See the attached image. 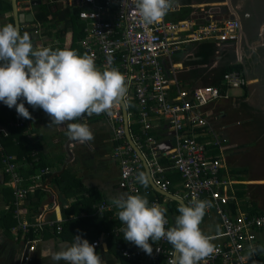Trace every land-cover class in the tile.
<instances>
[{"label":"crops","instance_id":"obj_1","mask_svg":"<svg viewBox=\"0 0 264 264\" xmlns=\"http://www.w3.org/2000/svg\"><path fill=\"white\" fill-rule=\"evenodd\" d=\"M64 1L68 3L64 4L63 0L41 1L40 4H45L49 10V15L43 22L40 21L39 12L34 11V6L29 9L28 12L33 15L32 26L38 27L37 47L69 48L83 55L78 38L81 33L84 34L85 22L79 18L78 13L82 8L90 9V6ZM231 4L233 6H230ZM3 6L11 7V0L3 2ZM9 12L12 16V11ZM231 14L239 19V34H242V38L233 46L227 42L217 43L215 38L209 37L185 41L171 54V61L175 79L182 88L218 86L219 83L226 85L222 75L231 71H237L247 79L246 84L229 89L227 99L218 100L209 106L213 127L217 129L220 137H224L225 129L234 127L232 133L225 135L231 138L233 146L240 148L244 143L243 149L240 148L241 153L226 156L227 165L238 169L248 168L244 162L252 161L254 158H249L252 154H259L256 150L257 141L250 139L239 142L238 134L244 132L245 136L246 133H254L256 137H264V0H174L173 7L163 19L178 24L180 37L188 39L190 36H197L200 27L219 23L230 18ZM3 15L0 13V22ZM175 93L171 86L169 96L173 97ZM133 102L134 100L129 101V112L132 116L128 126L134 142L135 137L140 134L142 122ZM118 103L121 106L120 102ZM25 106L33 119L20 117L15 107L9 108L0 103V139L3 138L6 149L15 155L20 152L29 153L30 159H27L25 154L22 155V176L30 178L34 174L36 164H44L51 171L44 179H40V185L27 193L18 206L19 219L28 224L27 230H23L19 237L12 232L10 237H7L5 234L10 233L7 227L13 222L12 214L14 215L15 211L6 215V218L4 216L9 209L16 207L11 188L5 183L0 163V243L5 246L3 251L0 250V264H52L50 259L41 258V250H59L61 244L73 242L74 235L77 234L88 240L98 241L96 251L102 257V264H165V257L154 249L161 240L153 244V253L150 256L123 239L121 229L124 225L118 218V210L110 201V197L120 193L128 194L126 189L119 187L118 160L113 153L115 143L123 141H115L114 132L104 119V114H93L90 117L85 114L75 121L87 122L94 134L92 141L81 144L66 135V123L48 127L50 118L42 109H33L26 101ZM20 118L25 124L18 127L15 122ZM148 119L151 127L147 134L158 142L169 141L172 134L164 120L156 114H150ZM131 124L136 129L134 132L131 131ZM123 129L124 141L131 147L125 135L124 122ZM200 130L188 127L183 129L188 135ZM197 138L201 142L209 143L211 135H198ZM209 146L212 151L214 147L219 150L210 143ZM137 148L141 154L145 152V147ZM131 149L133 150L132 147ZM33 153L36 155L33 156ZM158 160L164 167L163 178L169 180L168 189L164 192L171 195L158 192L151 184L146 188L140 184L139 194L146 196L149 204L157 203L167 209L166 217L171 227L175 225L180 205L173 197L185 202L181 198L182 181L180 174L171 167L168 157L160 155ZM229 167L226 172L231 174ZM141 171H145L143 163ZM55 179L60 183L54 182ZM245 198L248 199L249 196ZM97 204L102 205L104 209L95 208ZM258 207L264 209V203L259 201ZM238 209V213L243 210L240 207ZM257 214L264 215V212ZM215 215V211L211 210L206 211L204 217L213 218ZM38 217L43 219L44 226L49 227L48 229H35L34 224ZM15 221L17 223L18 220ZM58 223L61 225L59 232L56 228ZM214 224L216 222L212 219L210 224L206 223L205 229L213 230ZM214 236L220 241L223 240L219 233ZM257 240L260 246L264 244V228L257 231ZM168 246L172 247L170 243ZM25 256H28V259ZM252 260L258 264L256 258L249 257V261ZM59 264L65 262L60 261Z\"/></svg>","mask_w":264,"mask_h":264},{"label":"built area","instance_id":"obj_2","mask_svg":"<svg viewBox=\"0 0 264 264\" xmlns=\"http://www.w3.org/2000/svg\"><path fill=\"white\" fill-rule=\"evenodd\" d=\"M69 1L80 3L81 6H90V9L82 8L78 13L79 18L85 22L84 34L78 40L83 53L92 56L99 69L118 68L126 76V81L130 82L125 98L127 103L125 101L123 103L130 123L132 113L129 112V101L134 100V108L142 122L140 134L135 137L134 142L139 147H145L142 155L149 168L152 182L160 190L168 189L169 180L163 178L164 167L158 160L160 155H165L170 160L171 167L180 174L181 198L185 203L188 204L193 198L207 199L212 204L207 211L212 210L219 215L222 226L220 235L223 240L215 245L217 252L209 260V264H251L248 252L244 251L250 244L254 245L255 229L264 228V215L249 217L247 213L239 212L238 217H232L227 213L224 207L234 196L228 195L226 189L229 186L232 189L234 183L231 185V181L226 176L222 155L212 156L208 154L207 149L210 143L213 146L217 145L220 151L221 141L225 140L213 127L209 106L218 100L227 99L228 90L246 84L247 79L239 72L231 71L222 75L227 87L224 91L215 85H200L185 89L175 79L171 61V54L179 48L180 43L185 41L209 37L215 38L217 43H235L239 37V21L225 19L219 23H212L200 27L197 36L185 39L178 34L180 30L178 24L165 21L163 18L153 24L142 22L136 7L137 0ZM63 2L68 3L64 0ZM166 68L169 69V74L166 73ZM171 86L176 92L173 97L169 96ZM103 114L114 132L115 141H123L115 143L113 148L114 156L118 160L119 187L126 189L128 194H139L140 183L135 177L141 171L142 162L124 141V118L121 106L119 103H114L110 114ZM150 114L164 118V123L172 134L170 148L166 147L167 141L158 142L147 134L151 127L148 119ZM23 124V119L15 122L18 127ZM185 127L201 130L188 135L183 131ZM198 135H211L210 142H201L197 138ZM0 156L5 173L11 176V180L6 184L14 189L16 207L14 215L21 228L27 230L28 224L19 219L18 206L27 193L34 191L40 185L42 174L50 173L51 170L47 168L32 176L30 183L23 187V179L17 174L11 162L12 156L6 152H2ZM221 169H224V173H221ZM98 206L95 208L104 209L102 205ZM44 225L45 222L41 217H38L34 224L39 229H43ZM56 226L59 232L61 225L58 223ZM165 227L169 228V221ZM117 230L119 231L120 228ZM88 241L98 245L97 240ZM168 245L166 239H161V243L154 248L156 253L165 257V264H171L174 258L173 248Z\"/></svg>","mask_w":264,"mask_h":264},{"label":"clouds","instance_id":"obj_3","mask_svg":"<svg viewBox=\"0 0 264 264\" xmlns=\"http://www.w3.org/2000/svg\"><path fill=\"white\" fill-rule=\"evenodd\" d=\"M173 5L174 0H137L136 7L141 21L153 24ZM129 83L118 68H97L94 58L87 53L36 47L30 35H21L14 24L0 26V102L15 107L18 116L30 120L33 117L25 101L33 109H42L50 118L48 127L66 123V135L73 141L83 144L94 139L87 122L75 121L85 114H110L114 103H127ZM135 179L145 188L150 184V175L145 171H140ZM110 201L124 225L123 239L146 254L151 256L153 244L166 239L173 248L171 264H209L215 256L217 249L212 241L216 236L205 234L200 227L211 201L193 198L188 204H180L175 225L169 228L165 227L167 209L157 203L149 204L146 196L120 193L110 197ZM261 253L264 246L249 245L248 259ZM40 254L52 264L103 261L96 245L81 234L74 235L70 244H61L59 250L46 248Z\"/></svg>","mask_w":264,"mask_h":264},{"label":"trees","instance_id":"obj_4","mask_svg":"<svg viewBox=\"0 0 264 264\" xmlns=\"http://www.w3.org/2000/svg\"><path fill=\"white\" fill-rule=\"evenodd\" d=\"M6 0H0V13H3L4 15L2 16V21L0 22V26H3L7 23H13V19H12V16H10V10H11V7H5L3 6V2H5ZM34 11H36L37 13L39 12L38 16L40 18V21L43 22L44 19L47 18V16L49 15V10L47 8V6L45 4H40V5H36L34 6ZM77 10H75V14H76ZM82 35V33H81ZM81 35L79 36V38L81 37ZM78 38V40H79ZM229 70V69H228ZM227 70V71H228ZM218 87L220 88L221 91H224L227 89L226 85H221V83L217 84ZM184 88V87H183ZM187 89V88H185ZM1 104H3L2 102H0ZM21 119V118H20ZM25 124V122H24ZM23 124V125H24ZM22 125V126H23ZM131 127V131L134 132L136 129L135 127L131 124L130 125ZM224 140V142L226 141V138L225 137H222ZM3 141V138L0 139V147H1V150H0V155L2 152H6L7 154H9L10 156H12V160L11 162L14 164L15 166V170L17 172V174L20 176L22 180V186L25 187L28 183H30V178L40 172H42L43 170L45 169H50L48 166H45L44 164H34L36 166L35 169H33V172L34 174L32 176H30V178H26L24 176H22L21 174V171H20V165L23 161V154H25V156L27 157V159H30V156H29V153H25V152H20L19 154L15 155L11 152H9L4 143L2 142ZM6 144V143H5ZM211 147L208 145L207 146V149H208V154H217L216 153V149L215 147L213 148L214 150L212 151L210 149ZM36 154L33 153V156H35ZM166 162V161H165ZM0 163L2 165V168H3V172H4V175H5V180L7 183L8 181L11 180V176L9 173H5L4 171V165L2 163V160H1V156H0ZM230 165V164H229ZM34 166V167H35ZM229 167V166H228ZM229 170L231 172V175L234 176V177H237L239 178L238 180H244L245 177H246V174L248 173V168L247 167H242V168H238V169H232L231 167H229ZM221 173H224V169H221ZM49 173H43L42 174V178L44 179L46 176H48ZM54 182L56 183H60V181L58 179H55ZM9 188H11V191H12V195H13V188L8 185ZM233 190L232 189H228V193L230 195H233L234 197H231L229 199V201L227 202V204L225 205L224 209H226L227 213L231 216H237V213H238V207H240V209H243L241 210L242 212H246L248 214L249 217L251 216H254V215H257V213H263L264 212V209H261L258 207L259 205V202H258V198H257V194L256 193H251L249 192L248 190V185L247 184H243V183H234L233 185ZM181 189V188H180ZM249 196L248 199L245 198V196ZM14 197V196H13ZM98 205V204H97ZM15 210V208H11L9 209V211L5 214V218H6V215L12 213L13 211ZM177 214L179 215V212H177ZM217 214V213H216ZM12 217H13V222L11 223V225L8 228V231L10 232L9 234H5L7 237H10V234L11 232L14 233V234H17L18 237L20 236V234L23 232V229L21 228V226L18 224V221L17 223H15L16 221V216L12 214ZM10 215H9V219H10ZM205 218V217H204ZM203 218V221L200 225L202 231L205 233V234H209V235H214V234H218L220 235L221 233V230H222V226H221V220L219 218V215H215L213 218ZM212 219L215 220L216 224L213 225L211 231H207L205 229V225L206 223H211ZM9 222V221H8ZM118 223V222H117ZM172 227V226H171ZM28 228V227H27ZM49 227L46 228V226L42 229H48ZM217 228H219V232H217ZM36 230L38 231H42L41 229L39 228H36ZM256 230V239L254 240V245L256 246H260L259 244V241L257 240V231L261 230V229H255ZM221 236V235H220ZM214 243V245H216L218 242H220V240L216 237V241H212ZM261 246H264V244H262ZM2 247V248H1ZM3 243H0V250L3 251ZM249 251V248L246 249L244 252H248ZM1 252V251H0ZM256 258L258 260V264H264V253H261V254H254L253 256V259ZM251 264H253V260L251 262Z\"/></svg>","mask_w":264,"mask_h":264},{"label":"rangeland","instance_id":"obj_5","mask_svg":"<svg viewBox=\"0 0 264 264\" xmlns=\"http://www.w3.org/2000/svg\"><path fill=\"white\" fill-rule=\"evenodd\" d=\"M38 32V29L37 31ZM238 88V87H236ZM223 108V107H222ZM224 109V108H223ZM160 118H162L164 120V118L162 116H159ZM234 130V127H228L227 129H225V132L223 130V132H225V134H230L232 133ZM244 131V130H243ZM224 137L226 138V141H221V150H216V153L223 157V161L225 163V166L228 170V161L226 162V156L228 155H232V154H236V153H241L244 146V143H242V145L240 146V148H238V146H233L232 140L228 135H225ZM250 139H254L255 141H257V148L256 150H258L259 154H252L251 157L249 158H254L252 161L250 162H244V165L248 166L249 171L246 174V177L244 180H238L239 178L232 176L230 173L228 174V172H226V176L229 179V181H231V185L233 183H243V184H247L248 185V190L251 193H256L257 194V198H258V202L261 201V203H264V137L259 136L256 137L254 133H249V134H245L244 136V132H240L238 134V141L239 142H245L246 140H250ZM217 146V145H216ZM218 148V146H217ZM237 149V150H236ZM239 149V150H238ZM232 165V164H231ZM235 167V164H234ZM252 168V169H251ZM230 187V186H229ZM229 187L226 189V193L228 195H230L228 193V189ZM26 259H28V256H26Z\"/></svg>","mask_w":264,"mask_h":264},{"label":"water","instance_id":"obj_6","mask_svg":"<svg viewBox=\"0 0 264 264\" xmlns=\"http://www.w3.org/2000/svg\"><path fill=\"white\" fill-rule=\"evenodd\" d=\"M41 1L40 0H11V11H12V17H13V21H14V26H16L18 28V30L20 31L21 35L25 32H27L30 35V38L34 44V46L37 47V40L39 39V34L37 31L38 27L36 26H32V21H33V15L28 12L29 9L32 6H36L38 4H40ZM20 4V6H19ZM230 6H233L232 4ZM20 7V8H18ZM26 7H30V8H26ZM26 8V9H25ZM226 19H236L239 21L238 18H234V15L231 14L230 18H226ZM240 24V23H239ZM239 31H240V27H239ZM242 38V34H239L238 39L235 41V43ZM234 42L231 43L230 45L233 46ZM166 73L169 74V69L166 68ZM120 104L122 106V114H123V118H124V126H125V135L127 137V140L129 142V144L131 145V147L133 148V150L137 153V155L139 156L140 160L142 161L145 171L149 174V169L147 166V163L145 162V159L143 157V155L141 154V152L139 151V149L137 148V146L135 145V143L133 142V140L131 139L130 136V132H129V126H128V122H127V110L124 106L123 101H120ZM168 146H166L167 148L171 147V140L167 141ZM70 153V152H69ZM150 184L152 185V187L157 190L160 193H163L165 195H171L167 192H164L163 190H160L153 182L152 179L150 177ZM175 200H177L180 204H186L185 202H183L182 200L173 197Z\"/></svg>","mask_w":264,"mask_h":264}]
</instances>
